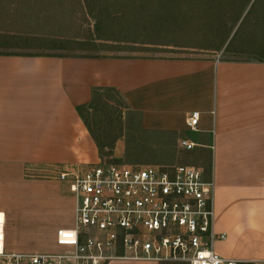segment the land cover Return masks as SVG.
<instances>
[{
    "label": "crops",
    "instance_id": "0c3cea01",
    "mask_svg": "<svg viewBox=\"0 0 264 264\" xmlns=\"http://www.w3.org/2000/svg\"><path fill=\"white\" fill-rule=\"evenodd\" d=\"M97 87L123 93L146 130L196 144L191 151L216 181V229L227 234L216 250L240 264H264V55L232 60L0 54V210L7 227L8 218L30 215L47 226L54 249L57 229L73 226L60 220L74 214L69 191L27 179L25 171L101 161L77 111ZM195 110L200 121L191 131L185 120Z\"/></svg>",
    "mask_w": 264,
    "mask_h": 264
},
{
    "label": "rangeland",
    "instance_id": "374dc122",
    "mask_svg": "<svg viewBox=\"0 0 264 264\" xmlns=\"http://www.w3.org/2000/svg\"><path fill=\"white\" fill-rule=\"evenodd\" d=\"M0 54L261 59L264 0H0ZM106 92L101 91L92 108L84 111L102 144L103 162L205 169L206 162L184 149L173 134L146 130L140 113L130 109L123 93ZM60 170L54 165L36 166L26 169L25 175L60 184L68 192L58 179ZM19 203L14 202L16 211ZM8 219L9 249L24 253L57 249L49 246V229L40 220L30 215ZM60 220L71 226L73 214L61 215Z\"/></svg>",
    "mask_w": 264,
    "mask_h": 264
},
{
    "label": "built area",
    "instance_id": "2783aa9c",
    "mask_svg": "<svg viewBox=\"0 0 264 264\" xmlns=\"http://www.w3.org/2000/svg\"><path fill=\"white\" fill-rule=\"evenodd\" d=\"M199 121L200 112H190L187 129L198 130ZM180 145L196 147L188 139ZM58 179L74 200L73 226L57 229L55 251H13L0 210V264L241 263L216 250L227 234L215 226L216 181L201 166L134 167L101 160L62 168Z\"/></svg>",
    "mask_w": 264,
    "mask_h": 264
},
{
    "label": "trees",
    "instance_id": "16d2710c",
    "mask_svg": "<svg viewBox=\"0 0 264 264\" xmlns=\"http://www.w3.org/2000/svg\"><path fill=\"white\" fill-rule=\"evenodd\" d=\"M89 1V0H88ZM120 13V12H119ZM121 14V13H120ZM95 18H97V16H95ZM135 42V41H134ZM138 42V41H136ZM144 43H147V42H144ZM107 91L106 93H109L110 90L111 91H115L117 93H120L118 90H116L115 88H108V89H105L104 87H97V88H94L93 90V94H92V100L87 103V104H84V105H80V106H77V111L80 115V117L82 118L84 124L86 125L90 135L92 136V138L94 139V141L96 142L97 146H98V149H99V153L101 154L102 153V144L98 141V139L96 138L95 134L93 133L92 131V128H91V125L88 123L87 121V118L85 116V113L84 111L88 108H92L93 106V103L95 102V100L97 99L98 97V94L101 92V91ZM111 93V92H110ZM109 95V94H108Z\"/></svg>",
    "mask_w": 264,
    "mask_h": 264
}]
</instances>
